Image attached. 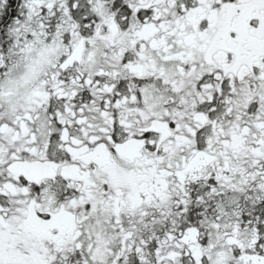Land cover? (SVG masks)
Returning <instances> with one entry per match:
<instances>
[{
    "label": "snow or ice",
    "instance_id": "snow-or-ice-1",
    "mask_svg": "<svg viewBox=\"0 0 264 264\" xmlns=\"http://www.w3.org/2000/svg\"><path fill=\"white\" fill-rule=\"evenodd\" d=\"M0 264H264V0H0Z\"/></svg>",
    "mask_w": 264,
    "mask_h": 264
}]
</instances>
